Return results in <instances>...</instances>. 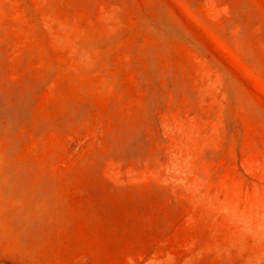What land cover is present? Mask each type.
I'll use <instances>...</instances> for the list:
<instances>
[{
	"label": "rangeland",
	"instance_id": "obj_1",
	"mask_svg": "<svg viewBox=\"0 0 264 264\" xmlns=\"http://www.w3.org/2000/svg\"><path fill=\"white\" fill-rule=\"evenodd\" d=\"M0 264H264V0H0Z\"/></svg>",
	"mask_w": 264,
	"mask_h": 264
}]
</instances>
